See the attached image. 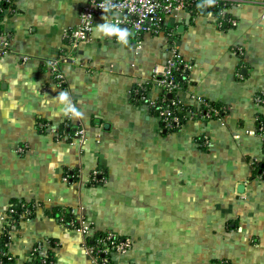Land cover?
Wrapping results in <instances>:
<instances>
[{"label": "crops", "instance_id": "obj_1", "mask_svg": "<svg viewBox=\"0 0 264 264\" xmlns=\"http://www.w3.org/2000/svg\"><path fill=\"white\" fill-rule=\"evenodd\" d=\"M87 1L12 0L0 17V231L13 202L38 205L7 223L13 264L40 254L93 264L85 242L105 231L131 239L126 252L109 251V264H264V139L254 132L264 117L254 99L264 93V0H232V27L182 9L165 15L159 33L132 34L127 45L97 30L103 16L119 15L109 11L71 49L67 31ZM172 40L190 67L176 92L183 123L166 131L130 91L166 61ZM61 91L83 117L61 112L52 100ZM160 93L147 87L150 99ZM198 97L219 114L201 119ZM96 169L102 181L90 184ZM61 209L89 237L58 220Z\"/></svg>", "mask_w": 264, "mask_h": 264}, {"label": "built area", "instance_id": "obj_2", "mask_svg": "<svg viewBox=\"0 0 264 264\" xmlns=\"http://www.w3.org/2000/svg\"><path fill=\"white\" fill-rule=\"evenodd\" d=\"M202 4L204 13L212 17L215 23L219 27L236 25V19L228 13V7L232 0H215L213 6H207L206 0H110L112 5L117 7L110 9V11H116L118 16L112 19V22L117 23L119 20V26L127 28L132 34L140 33H159L164 25V17L167 14L177 12L182 9H186L192 12V8L195 2ZM11 3L12 0H0V3ZM106 0H88L87 4L82 8L79 14V22L76 26L70 28L67 31V37L71 49L77 47L81 41L90 39L91 31L93 30V21L97 15L104 14L102 8L105 5ZM109 12V11H108ZM169 32L168 34H170ZM171 35V34H170ZM3 46L1 51H6L7 45L6 39L0 41ZM235 51H238L235 49ZM54 79L59 85H63L65 81V75L62 72L59 59H53L49 61ZM189 64L185 63L172 40L169 46V56L163 64L155 65L152 69V75L149 80L141 81L135 84L130 93L133 100L144 101L150 106L156 115L160 118L163 124V128L166 131H172L179 128L184 119V108L176 97V92L179 87L180 76L185 74L189 69ZM157 85L161 88L160 95L155 99L147 97V87L149 85ZM255 102L257 104H264V93H257L255 95ZM198 101L201 103V119L210 118L213 114L218 115L219 110L210 105L208 101L198 97ZM250 132V131H248ZM252 132V131H251ZM254 132L261 135L264 139V120L256 117V129ZM76 133L81 134L82 130H78ZM66 137L67 132H64ZM101 174V171L94 170L89 174L88 183H99L102 181L101 177H97ZM264 179V165L260 169L259 174ZM68 175H64L63 179L66 180ZM37 203L32 204L31 207H25L22 203V216L24 219L29 218L31 210L35 211ZM8 216L4 219L5 224L8 226L0 231V239L7 233L9 239V229L11 222L9 215L14 212V209L9 207ZM21 217V219L23 218ZM58 220L67 221L64 213L57 215ZM72 225H76L85 236L89 237V228L81 221L68 220ZM76 221V222H75ZM7 242L0 244V264H13V257L7 250ZM131 247V239L129 237H122L114 233L113 231H105L97 233L90 243L85 242L86 251L93 264H109L110 259L108 256L109 251H115L118 253H124ZM41 247L37 245L34 248V252H37ZM30 264H55V261L46 254L37 255L35 260ZM221 264H229L227 261H223Z\"/></svg>", "mask_w": 264, "mask_h": 264}, {"label": "clouds", "instance_id": "obj_3", "mask_svg": "<svg viewBox=\"0 0 264 264\" xmlns=\"http://www.w3.org/2000/svg\"><path fill=\"white\" fill-rule=\"evenodd\" d=\"M215 4V0H206L207 6H213ZM117 7L116 5H112L110 3V0H106L105 5L103 6L102 10L103 12H108L110 9ZM198 8H203L202 4L197 5ZM102 19L104 20V23L99 24L96 26L97 30L105 35V36H116L118 38V41L121 44L127 45L129 43V37L132 35V33L127 28H121L119 26V20L117 18V23H112L111 21L107 20V17L103 16ZM0 71H6V69L3 67V65H0ZM53 101H58L62 107L61 112L64 115H69L72 118H81L83 117V112L79 110L76 105L71 101L70 95L68 92L61 91L58 93V95L52 99Z\"/></svg>", "mask_w": 264, "mask_h": 264}, {"label": "trees", "instance_id": "obj_4", "mask_svg": "<svg viewBox=\"0 0 264 264\" xmlns=\"http://www.w3.org/2000/svg\"><path fill=\"white\" fill-rule=\"evenodd\" d=\"M8 4L9 3H3V2L0 3V17H1L2 11H3V8L6 7ZM198 4H200V3L196 1L195 5L192 8V12L193 13L196 12V11L197 12H202V13L204 12L203 9H200V8L197 7ZM180 78H181V76H180ZM135 102H143V101L136 100ZM209 104L214 106V107H219V105H217L216 103H209ZM260 118L264 120L263 116H261ZM22 203L24 204L25 207H31V205L35 204L36 202H25V201H15V202H13L10 205V207L14 209V212L12 214H10L9 218H8L9 220H11V222H15V221L21 220V217H23L22 216L23 210H22V207H21ZM61 211H62V213H64V215L66 217V220L67 219H73V215H72V213L70 212L69 209H61ZM33 214H34V209H33V211L31 210V213L28 216L31 217ZM53 214H54V212H53ZM59 214L60 213H56V214H54V216H56V218H57V215H59ZM24 218L25 217H23L22 219H24ZM5 228L7 229L8 226L5 225ZM6 237H7V233L4 234L2 239H0V244H2L4 242H7V244H8V238L6 240ZM7 246H6V250H7Z\"/></svg>", "mask_w": 264, "mask_h": 264}]
</instances>
